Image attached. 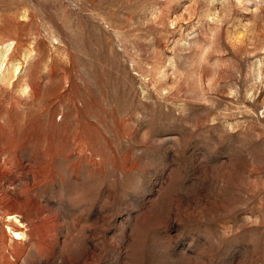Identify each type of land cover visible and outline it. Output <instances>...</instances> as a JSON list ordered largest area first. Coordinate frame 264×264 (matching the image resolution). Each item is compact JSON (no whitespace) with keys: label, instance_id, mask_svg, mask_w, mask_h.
Instances as JSON below:
<instances>
[{"label":"rangeland","instance_id":"374dc122","mask_svg":"<svg viewBox=\"0 0 264 264\" xmlns=\"http://www.w3.org/2000/svg\"><path fill=\"white\" fill-rule=\"evenodd\" d=\"M0 264H264V0H0Z\"/></svg>","mask_w":264,"mask_h":264}]
</instances>
